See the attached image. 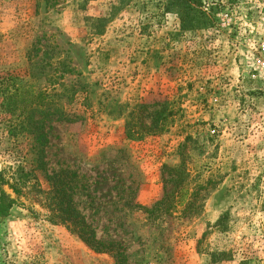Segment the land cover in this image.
<instances>
[{
    "label": "rangeland",
    "instance_id": "374dc122",
    "mask_svg": "<svg viewBox=\"0 0 264 264\" xmlns=\"http://www.w3.org/2000/svg\"><path fill=\"white\" fill-rule=\"evenodd\" d=\"M168 3L0 0V264H115L60 214L64 173L126 264H264V0L186 30Z\"/></svg>",
    "mask_w": 264,
    "mask_h": 264
},
{
    "label": "trees",
    "instance_id": "16d2710c",
    "mask_svg": "<svg viewBox=\"0 0 264 264\" xmlns=\"http://www.w3.org/2000/svg\"><path fill=\"white\" fill-rule=\"evenodd\" d=\"M200 0H169L168 5L163 8L165 13L175 12L179 16L181 30L192 29L195 21H200V24L207 25L208 19L205 14L198 11L192 5H199ZM41 127V126H40ZM37 142L40 145V152L38 153V163L40 164L41 170L45 171V149L48 145V139L46 133L41 129L37 132ZM181 166L170 168L171 172H176ZM67 173L61 174L59 176H52L48 178L49 181L53 182V190L58 198L59 212L62 214L63 218L66 219L70 225L75 229V233L81 242L92 252L97 254L109 255L115 264H126L127 257L125 248L120 243H102L96 238V234L92 227L88 225L85 219L78 213L74 208L72 198L69 195V187L64 183L63 178L68 177ZM72 176V175H71ZM172 177L171 182L181 183L185 180V176L178 173ZM209 182V181H208ZM178 183V184H179ZM6 183L0 175V218L3 219L7 217L9 210L11 209L12 202L7 201L1 187ZM249 259H245L241 264H248Z\"/></svg>",
    "mask_w": 264,
    "mask_h": 264
}]
</instances>
